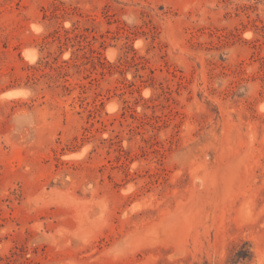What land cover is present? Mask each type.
Listing matches in <instances>:
<instances>
[{
  "label": "rangeland",
  "instance_id": "rangeland-1",
  "mask_svg": "<svg viewBox=\"0 0 264 264\" xmlns=\"http://www.w3.org/2000/svg\"><path fill=\"white\" fill-rule=\"evenodd\" d=\"M0 264H264V0H0Z\"/></svg>",
  "mask_w": 264,
  "mask_h": 264
},
{
  "label": "trees",
  "instance_id": "trees-1",
  "mask_svg": "<svg viewBox=\"0 0 264 264\" xmlns=\"http://www.w3.org/2000/svg\"><path fill=\"white\" fill-rule=\"evenodd\" d=\"M80 38H81L80 35H75L74 37H71V36H69V33L68 32L65 35V41L66 42H70L73 39H80ZM55 40H58L59 41L60 48H62V46L64 44H66V42L65 43L62 42L61 36H57ZM80 46H81V43H80ZM81 49H86V47H82ZM95 53H96L95 50H93L92 48H89V54L87 52H85V54L83 55V58H85L87 60H90V61H93L96 58V56L94 55ZM64 69H65V66L64 65H60L58 68H56V70H57L58 75L60 76V78H64L65 79L67 77V73L64 72ZM65 80L68 81L67 79H65ZM64 88L65 89H69V86L64 85ZM240 258L243 259L244 257H240Z\"/></svg>",
  "mask_w": 264,
  "mask_h": 264
},
{
  "label": "bare ground",
  "instance_id": "bare-ground-1",
  "mask_svg": "<svg viewBox=\"0 0 264 264\" xmlns=\"http://www.w3.org/2000/svg\"><path fill=\"white\" fill-rule=\"evenodd\" d=\"M28 51V50H27ZM25 53V52H24ZM26 56H27V58H28V60H30V61H35L36 59H37V57H38V55H37V53H35V52H27V54H26ZM26 58V57H25ZM113 58V57H112ZM34 63V62H33ZM26 93V90L24 91V89L23 90H16V91H12V92H8V93H6V94H4V96L5 97H16V96H20V95H22V94H25ZM84 151V150H83ZM87 152V151H86ZM81 156H82V154H81ZM74 159V158H73Z\"/></svg>",
  "mask_w": 264,
  "mask_h": 264
}]
</instances>
